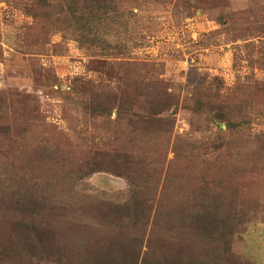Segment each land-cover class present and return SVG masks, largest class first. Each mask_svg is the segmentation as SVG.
I'll return each instance as SVG.
<instances>
[{
    "label": "rangeland",
    "instance_id": "374dc122",
    "mask_svg": "<svg viewBox=\"0 0 264 264\" xmlns=\"http://www.w3.org/2000/svg\"><path fill=\"white\" fill-rule=\"evenodd\" d=\"M162 251L264 264V0H0V264Z\"/></svg>",
    "mask_w": 264,
    "mask_h": 264
},
{
    "label": "trees",
    "instance_id": "16d2710c",
    "mask_svg": "<svg viewBox=\"0 0 264 264\" xmlns=\"http://www.w3.org/2000/svg\"><path fill=\"white\" fill-rule=\"evenodd\" d=\"M138 164H139V162H135L132 164L128 160H122L120 162H116V161H112V160H103L101 162H94V164H92L91 167L88 168L87 173H92L95 171H101V170L106 169L107 171H110L113 173H118V174L123 172L124 174L129 175V176L126 175L127 177L131 176V178H132V176L137 175L140 171V167H137ZM131 184H132V181H131ZM17 206H19V207H16L17 212H19V213L16 212L17 216L15 217V222L18 221V225H20V223H21L22 227H25V226L32 227V225H34L32 221L36 217L35 215H37V214L31 210H28L26 208L25 204H20ZM112 206L115 208L114 211L116 214L111 213L109 216H112L115 219H117L115 215H119V211L122 213L127 212V214H122V215L126 216L125 218L137 219L140 214H141V217H144V219H146V220L149 217V214L147 213V210H149V209L144 207L145 202H143V201L135 200V201H131V202L129 201L127 203H124L123 205H112ZM139 208H143L144 211H142L139 215H137L138 214L137 210ZM149 212H150V210H149ZM27 219H29L30 222L27 224L23 223V221L27 220ZM110 222H112V221H110ZM114 232L118 236L121 235V234H119L121 232H116V231H114ZM130 256H131V258H129V260H128V261H130L129 264H185L183 259L181 261L174 260V261L170 262L168 255H167V253H165V251H162L160 253L159 258L154 260L151 263L149 262V257H147L146 254L142 257V260L140 261V263H138L139 258H140L139 254H130ZM124 261L125 260L123 259L121 262L113 261V262H108L107 264H122V263H124ZM225 262L227 264H233L231 260H226ZM190 264H198V263L196 262V260H193V262Z\"/></svg>",
    "mask_w": 264,
    "mask_h": 264
}]
</instances>
